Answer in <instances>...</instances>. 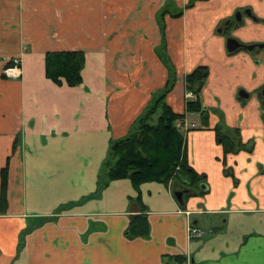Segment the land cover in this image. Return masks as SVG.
I'll use <instances>...</instances> for the list:
<instances>
[{"label": "crops", "instance_id": "0c3cea01", "mask_svg": "<svg viewBox=\"0 0 264 264\" xmlns=\"http://www.w3.org/2000/svg\"><path fill=\"white\" fill-rule=\"evenodd\" d=\"M189 2L0 0V196L9 167L0 264H163L179 255L191 264H264V48L229 53V38L217 33L243 12L228 36L264 45V0H197L185 9ZM161 48L175 75L166 103L185 115L187 162L207 180L199 189L183 177L147 182L138 193L124 179L99 192L110 141L129 135L169 82ZM53 52L85 54L81 86L47 79ZM200 66L210 70L201 101L217 111L207 128L199 113H186L185 78ZM222 121L244 144L253 141V152L225 156L214 130ZM187 210L201 212L190 221L207 232L203 239H189ZM140 214L151 236L129 239ZM43 220L18 253L22 232Z\"/></svg>", "mask_w": 264, "mask_h": 264}, {"label": "trees", "instance_id": "16d2710c", "mask_svg": "<svg viewBox=\"0 0 264 264\" xmlns=\"http://www.w3.org/2000/svg\"><path fill=\"white\" fill-rule=\"evenodd\" d=\"M195 1L197 0H190L185 9L192 7ZM168 11L169 8L164 9L159 19L163 32L165 30L163 19L166 14L170 13ZM182 15L183 10H179L174 17L178 18ZM161 50L163 52L161 58L169 70V82L163 90L153 95L151 103L136 120L129 135L122 139L110 141L107 158L102 165V173L98 182L99 192L111 182L124 179L131 180L138 193H140L141 185L147 182H159L170 186L178 177H183L186 187L199 189L200 183L207 180L205 175L198 176L187 162L185 136L177 127L178 122L183 125L186 124L183 122L185 115L175 114L166 103V96L174 87L175 75L164 48ZM85 65L86 56L83 52L47 53L45 58L46 77L60 87L64 85L78 87L83 84L82 72ZM209 75V68L200 66L185 78L187 91H191L195 95L194 99L187 100L186 113H199L206 128L209 126L211 110L203 105L201 94ZM261 100L264 102L262 97ZM214 130L217 133L219 144L224 147L225 156L236 154L241 150L253 152L254 142L244 144L240 132L229 128L223 121ZM227 174L233 175L231 172ZM1 179L0 215H5L8 209V166L2 170ZM138 200L142 202L140 195ZM64 209L67 208H62L59 211ZM146 210L147 208L144 207L143 212ZM43 222L44 220L22 232L18 253L24 248L25 237ZM127 236L129 239H149L151 228L148 217L144 214L133 217L127 230ZM188 261L189 258L184 255L165 256L163 258V264H187Z\"/></svg>", "mask_w": 264, "mask_h": 264}, {"label": "built area", "instance_id": "2783aa9c", "mask_svg": "<svg viewBox=\"0 0 264 264\" xmlns=\"http://www.w3.org/2000/svg\"><path fill=\"white\" fill-rule=\"evenodd\" d=\"M12 63H14V67L16 68L19 64H20V60L19 59H15L12 61ZM9 71V70H8ZM8 71H5L6 74H8ZM187 100H192L195 98V95L193 92L191 91H187ZM187 124H182L181 122H178L177 127L179 129H182L183 127H186ZM201 213L200 211H192V210H187L185 212H183V214L187 217V221H188V226H187V233H188V237L190 240H200L203 239L206 235L207 232L205 230H202L196 226H194L192 224L191 220V216L195 215V214H199ZM187 264H191L190 259L187 262Z\"/></svg>", "mask_w": 264, "mask_h": 264}, {"label": "water", "instance_id": "95a60500", "mask_svg": "<svg viewBox=\"0 0 264 264\" xmlns=\"http://www.w3.org/2000/svg\"><path fill=\"white\" fill-rule=\"evenodd\" d=\"M246 13L250 14L249 10H246ZM242 16H243V12H238V21H241V17ZM256 48L263 49L264 45L245 46V45H242L235 38H229L227 40V50H228L229 53H234V52H236L238 50H241V49H245V50H247L249 52H253L254 50H257ZM239 97L241 99H249V95L246 92H244V91H241L239 93ZM261 97L264 99V89L261 92ZM201 188L205 192L208 191V188H207L206 184H202ZM176 196H177V198L180 201H182V197H183L182 193H176Z\"/></svg>", "mask_w": 264, "mask_h": 264}, {"label": "rangeland", "instance_id": "374dc122", "mask_svg": "<svg viewBox=\"0 0 264 264\" xmlns=\"http://www.w3.org/2000/svg\"><path fill=\"white\" fill-rule=\"evenodd\" d=\"M236 20H238V11L236 13H233L232 22L226 21L221 26H219L217 33L221 35H225L227 38H230L231 36H228L231 34L232 29L236 27ZM210 114H216L217 112L214 109H210ZM210 120V116H209Z\"/></svg>", "mask_w": 264, "mask_h": 264}]
</instances>
